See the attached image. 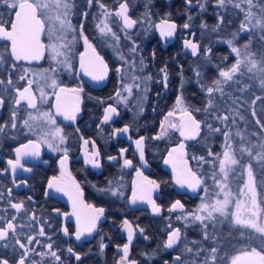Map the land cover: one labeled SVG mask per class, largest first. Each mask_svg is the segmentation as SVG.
Here are the masks:
<instances>
[{
  "label": "flooded vegetation",
  "instance_id": "flooded-vegetation-1",
  "mask_svg": "<svg viewBox=\"0 0 264 264\" xmlns=\"http://www.w3.org/2000/svg\"><path fill=\"white\" fill-rule=\"evenodd\" d=\"M122 2L124 0H99V3L104 4L109 13H113L111 16L119 10V5ZM128 2L130 5L128 15L132 19L143 21L144 14L147 12L150 15V22L137 23L132 29H124L122 19L118 20V17L114 15L116 19H114L113 28L118 34L119 41L117 46L113 47L109 41L102 39L103 37L99 35L96 29L97 18L105 12V9L98 7L99 3L96 0H94L91 8L87 6L86 0L73 1L75 7L72 10V21L77 30L76 32L80 31L78 30L79 25L83 23V35L88 38L89 43L103 57L108 66L107 75L103 81L94 82L91 79L90 82V77L84 75V72L80 69V55L83 53L85 57L86 51L83 37L77 47H72L74 46L73 43L66 47V51L63 52L64 55L61 58L53 59L49 49H46L43 59L23 65L31 69L27 74L29 79H32V71L42 74L45 70H48L44 74L46 76L52 75L60 87H79L83 89L79 94L80 112L77 114L76 121L72 122L65 120L63 116L55 115V93L59 89L47 87L43 74L39 78V83L32 79L35 82L31 90L36 97L37 108H27L26 102L22 101L18 109V124L28 118V113H32L34 117H37L38 115L35 113L40 108L45 109V111L52 114L56 121L50 130V134L44 136L38 129L41 121H37L33 122L32 126L34 127L31 130L18 128L12 134L14 138L0 136V173H3L0 174V193H3V197H0V209L8 208L10 198L7 189L11 188V199L14 202L24 201L26 208L29 210V215L34 213L36 217V220L33 221L28 219L23 211L17 214V224L32 225V227H17V233L21 240L23 241L25 236L35 235L41 227L44 228L46 233L45 236L37 235V239L41 243H34L31 246L35 251L29 253V262L36 260L42 261L43 264H50V257L45 256L42 258L36 253L47 252V248L41 245L52 243L54 249L58 250V255L61 256V264H117L122 255L117 246L122 247L125 243H128V229L123 224L124 220L129 222L133 233L129 259L136 261L137 264H165V261L168 264H176L174 257L176 255L187 257V254L183 252L184 244L193 240L200 242L197 245L190 244L193 248L201 245L210 247V241L203 239L204 230L200 225L190 223L186 225L181 219H176L177 216L183 218L184 215L191 214L196 210L200 200L199 191L192 194L188 190H184L186 186L180 187L176 183L177 177L173 174L172 165H166L164 160L169 159L168 152L171 148L177 147L183 141L185 143L184 151L192 169L198 173L208 189L213 190L214 180H211V176L214 171L208 169L211 168V163L217 160L214 159L217 158V155L209 156L208 153L204 154L203 152H213V148L209 147L212 145V138L216 133L210 132L202 123L200 134L196 140H184L176 129H171L166 136L159 140L153 139V137L160 134L161 123L164 122L168 112L178 109L179 105L176 104L178 96L183 97V104L180 106L187 107L190 111L201 108L197 100L198 93H204L206 95L205 101H207L206 89L214 86L215 71L217 70L219 74L221 70L231 67L227 58L212 60V58L205 57L203 54L204 49L213 46L204 43L203 38L200 36V34L206 33L207 36L212 37L211 35L214 32L212 29L215 25L211 26L207 23L219 12L225 17L226 28L228 27L230 30L236 28L237 31L243 19V13H239L238 10L232 8L227 11L218 9L214 7L215 0H208L205 11H200L198 4L189 8L185 4V0H128ZM84 11L89 13L87 19H84L81 15ZM189 16L192 17L191 20H189ZM231 18H235L237 22L232 21ZM162 21L176 25L173 36L161 38L159 30L154 25ZM233 22L237 24V27L232 25ZM185 23L190 25L188 29L183 28ZM202 23L207 25L206 29L200 27ZM223 26L224 24L221 25V27ZM41 40L45 45H48L46 34L42 35ZM185 40L198 43L201 49L200 54L193 56L190 49H185ZM133 42L138 45L134 57L129 51ZM5 43L0 41V54L4 52ZM220 45L225 46L227 43L222 42ZM153 52H155V59L152 58ZM118 53L123 54L129 62L133 58L135 59V72L130 70L131 73L125 76L122 75V72L118 73L116 71L118 67L124 69L129 66L119 61ZM142 54L147 55L143 57L148 65L144 72L139 71V56H143ZM210 55H212V51ZM64 60L72 65L71 71L66 70L64 65L58 63V61ZM216 61L220 63L217 67L214 65ZM165 65H167L169 76L167 89L163 87L162 83L156 82L162 79L159 70ZM53 68L56 69L55 72L51 71ZM182 69L190 72L189 78L184 77L181 73ZM197 71L200 72L199 77L196 76ZM145 74H150L153 77L152 81L147 82L149 88L146 94L147 100L140 101L139 97L144 93L134 88L132 94L127 97V104L119 102V97L115 96L116 91L118 89L122 90V86L126 83H134L135 81L136 84L141 85L142 89L144 82L134 80L133 76L143 77ZM16 75V73L13 74L14 78ZM4 76L3 67L0 66V78H4ZM121 76H123V80H121ZM174 77L177 81L173 80ZM241 79L245 81L246 78L242 75ZM20 85L26 86L25 81H19L18 86ZM181 85L183 86L181 87ZM41 87L44 88V91L46 87L47 93H49L46 104L41 102L38 94ZM231 92L235 93L233 89ZM153 93H176V95L173 104L169 107V102L165 100L162 101V105L152 106L148 101V97H152ZM224 93H229L228 87ZM0 95H3L5 99V104L0 107V124H2L10 120V113L13 109L11 100L15 97V92H12L11 95L0 92ZM64 102L65 100L62 103ZM66 102L71 106L75 102L73 96L68 95ZM144 102L145 105L141 114L138 104L141 105ZM109 105L116 107L119 115H114L109 123L101 124L104 109ZM209 111L213 110L210 109ZM162 113L164 115L161 122L160 114L162 115ZM199 113L193 111V115L197 120L206 121V123L216 126V123L212 121L214 117L208 116L205 112L200 117ZM181 118L182 113L175 116V119L179 122ZM125 125L130 126L128 134H113V129L122 128ZM57 128L60 129L62 136L65 138L63 144H59L60 137L55 136L57 135ZM129 136L131 139L128 138ZM140 137L145 138L143 147L147 166L140 162L139 153L133 142ZM85 140L89 141L87 145L84 143ZM29 141L38 145L40 155L39 157H23L21 163L24 167L30 168L31 171L18 168L13 175L7 161L15 159V148L27 144ZM93 142L95 148H93ZM49 143L53 144L54 147L58 145L59 150L50 149L48 147ZM64 149L68 150V160L65 166V174L62 176L59 161L64 155ZM121 149H127L123 158L133 161L132 168L123 167V158H120ZM28 150L32 151L33 149L30 147ZM97 150L100 153L98 159L101 162V168L99 169L85 163V160L91 159L93 152ZM109 156H117L118 159L110 161ZM194 156L197 158L203 156L205 160L193 159ZM173 158L177 163L179 153H174ZM199 162H205V165H199ZM137 168L143 173V176H146L149 180H155L159 184V188H152L151 185H147V190L151 189L152 191V199L161 208L159 215H154L151 206L147 203L137 202L135 205L129 203L132 196L133 182L136 184L138 195H140L139 186L147 183L142 177L136 175ZM212 168L215 170L214 166ZM53 177H58L57 183L66 185L73 194L75 193V187L72 182L75 181L83 192L82 200L85 205L91 204L93 207H103L105 209L103 217L97 223L96 230L90 236L85 235L80 241L75 239L76 218L71 215L73 212L72 201L69 200L67 195L47 188L48 181ZM109 181H112L114 186H119L120 191L123 193L121 197H112L97 191L98 188L108 187ZM17 184H19V187L16 186ZM46 191L50 193L47 197L45 196ZM29 196L32 197L31 201L27 199ZM177 200L186 207V210L170 213L168 209ZM8 210L9 213L15 212L14 209L8 208ZM80 210L83 213L91 212L87 208ZM0 215H4V213L0 212ZM169 224L172 225V228L181 230V242L173 249L163 247L168 232L172 230L168 227ZM65 228L69 232L68 236L64 235L63 229ZM141 229H143V233H141ZM145 235L148 239H144ZM218 236L220 237L221 234ZM48 237H51V239H48ZM101 243L106 245L103 251L100 250ZM236 245L238 248L242 246V244ZM69 247L81 255L80 261H76L75 257L68 253L67 249ZM16 248L17 252L15 253L11 247L8 249L0 248V256H6L11 264H15L19 251H21L18 246Z\"/></svg>",
  "mask_w": 264,
  "mask_h": 264
},
{
  "label": "snow or ice",
  "instance_id": "snow-or-ice-1",
  "mask_svg": "<svg viewBox=\"0 0 264 264\" xmlns=\"http://www.w3.org/2000/svg\"><path fill=\"white\" fill-rule=\"evenodd\" d=\"M99 3V0H96ZM94 0H86V4L89 8L93 5ZM208 3V0H185V4L191 8L196 4L199 6L200 11H205V5ZM75 7L73 0H0V41L6 42L4 44V52L0 54V66L3 67L5 73L4 78H0V92L11 95L12 92H15V97L11 100L13 109L10 113V120L0 124V136L5 138H14L13 133H15L18 128H27L32 129L30 120L36 119L32 113H28V119H24L22 123L18 124V109L22 101L26 102L27 108L36 109V97L33 93L32 86L34 80L28 78V73L31 69L24 67L23 65L31 64L33 61H39L44 58V52L46 49H51L52 58L64 55L59 49H63L65 45L63 43L57 44L52 43L45 45L41 37L42 35L47 34L49 38L52 39V30L55 29L56 40H63L64 34L66 31H76L75 27L71 24L69 16L72 14V10ZM101 9H105L103 13L105 16L112 15L109 13L105 5L99 3ZM129 2L124 0L120 3L119 10L114 13L116 17L122 19L124 29H132L137 23L150 22V15L146 12L144 14V20L140 21L137 19H132L128 15L129 11ZM214 7L218 9H223L227 11L229 8L236 9L239 13H243V19L239 24V29L236 32L232 33V39H227L222 42L227 43L230 47L232 53L237 57L235 63L231 68L227 70H221L219 76L223 80H215L213 82L214 86H210L206 89L208 99L203 108H196L194 110H189L187 107L181 108L182 118L180 119L179 124L175 122L168 121V117L174 115V111H169L165 117L164 122L161 123V132L159 135L153 137V139H161L162 137L168 134V129H176L180 132L181 137L184 140H196L200 134L202 123L208 128L210 132L221 133L225 137V150L223 152L222 158L219 159V172L222 174L221 177H218L216 173H213L212 179L216 182L217 187L220 189V192L223 193V199H217L215 203H204L201 205L200 211H206V215H194L193 219L195 221H200L203 225V239L210 241V247L200 246L193 248L191 245H197L199 241H191L190 243H185L183 247V252L187 254L186 256L176 255L174 260L176 264H264V208H261L260 204L257 201V184L259 187L264 188V120L260 118L255 119V124L259 126V132L253 131L251 133L252 137H255V140L249 139L247 136L237 131L236 135L240 140L247 141V143H241L238 148L233 149L231 141V133L228 131V121L231 119L232 124H236L234 118L229 117L226 114H222L216 110L215 97L213 93H221V96L224 94L223 84L227 82L239 83V76L249 74V79L253 81V84H246L244 88L240 91H247L251 87L258 86L259 89L264 92V0H215ZM56 10L55 16H50L48 13L51 9ZM147 8V5H146ZM84 19H87L89 13L84 11L81 13ZM189 20L192 19L191 16L188 17ZM50 21H55V24H50ZM225 23L224 15L217 12V24L213 26V31H217L221 25ZM189 24L185 23L183 28L188 29ZM99 29V32L102 36L107 35L112 32V29L107 23L101 21L96 25ZM154 27L159 30L161 38L171 37L176 29L174 23H168L167 21H162L161 23L155 24ZM202 29H206L207 25L201 24ZM80 36L83 37L84 43L88 49L92 51V57L89 59L88 63L85 64V57L82 53L80 55V69L84 72V75L90 76L94 82L103 81L107 75L108 66L104 62L103 57L97 53L96 49L89 43L88 38L83 35L84 24L79 25ZM242 32L249 33L245 44L243 45V53L241 48L237 47L234 44V40L238 39ZM194 35V34H193ZM115 38V34L113 33ZM255 41L256 47L253 50V42ZM184 48L190 49L193 56L200 54L201 49L198 43L191 40L184 41ZM138 45L133 42L132 47L129 51L133 54V57L137 53ZM205 56L211 54V48H206L203 50ZM118 58L123 61L124 64L129 65V69L133 72L136 71V61L133 58L131 62L119 54ZM152 58L155 59V52L152 53ZM58 63L65 66L66 70L71 71L72 65L67 61H58ZM139 71L144 72L148 67L145 60L141 57L139 60ZM22 69V70H21ZM48 70H45V73ZM51 71L55 72L56 69L53 68ZM118 73L123 71L122 67L116 69ZM162 74V79L157 80V83H162L163 87L167 89L168 87V73L167 65L162 67L160 70ZM16 73L17 75L13 76ZM196 76H200V72H196ZM46 81V86L53 89H59L55 93L56 98V112L55 115L63 116L65 120L75 122L77 114L80 112V93L83 91L79 87H60L55 78L44 76ZM134 80H142L144 86L141 89L140 84H136L135 87L138 90H141L144 95L139 97L141 101L147 100V92L149 88L147 86L148 81H152L153 77L150 74H145L143 77L133 76ZM50 80V83L48 82ZM123 80V76H121ZM19 81H25V85H20ZM183 85H181L182 87ZM123 90L127 91L129 95L132 94V85H123ZM41 98H43L46 93L44 88L39 89ZM62 93H71L73 94V100L75 101L71 106L68 105L67 97H65V102H61ZM159 95V93H157ZM116 97L122 96V91L117 90L115 93ZM254 99L251 103L254 105L257 100L264 99V96L256 95L253 93ZM239 97H236L232 100V103L239 107L238 101ZM125 104H127V97L124 98ZM5 104V99L3 95H0V107ZM177 105L183 104V97L178 96L176 99ZM212 109L213 111H209ZM140 113L143 112V106L141 104ZM195 112H205L208 116L214 117L217 121L224 125V128L216 127L211 123H206V121H199L193 115ZM45 118V122H50L55 124L56 121L52 117V114L49 112H44L41 114ZM114 115H119V112L116 107L109 105L104 109L103 119L101 124H107L112 121ZM237 115H240L237 113ZM252 116L257 117L255 110L252 111ZM186 118V119H184ZM240 119L243 120L244 117L240 115ZM167 123V127H165ZM7 130V131H6ZM79 131V129H77ZM130 131V126L125 125L122 128L113 129L114 135L119 134H128ZM60 129H56V134L59 135ZM131 139V137H128ZM144 137L134 140L133 142L136 145L137 151L139 153L140 162L147 166L145 161V152H144ZM65 143V138L60 136L59 144ZM84 143L87 145L88 140H85ZM32 148V151H29V148ZM48 147L52 150H59V146L55 147L53 144L49 143ZM93 148L95 144L93 142ZM185 143L182 141L177 147L171 148L168 152L169 159H165L164 163L166 165L171 164L174 176H176V183L180 187L187 186L193 192L202 184V178L199 177L191 169L187 168V160L184 159L186 156ZM64 155L60 159L59 163L61 165V175L65 174V166L68 160V150L64 149ZM127 152V149L120 150V158L124 157V153ZM174 153H179L180 163L183 165L184 169L187 171L188 176L191 179L184 178L183 171H177V164L173 158ZM15 159H9L7 164L11 169V173L14 175L18 168H22L24 171H31L30 168L24 167L21 163L23 157L32 156L39 157L40 153L38 151V145L32 141H29L27 144H23L20 147L15 148ZM209 156L214 154L209 151ZM100 156L99 151H94L91 159H86L85 163L90 164L93 168H101V162L98 159ZM245 157L248 159L245 160ZM110 161H116L117 156H109ZM193 159L205 160L203 156L193 157ZM207 162V161H205ZM236 166V167H234ZM123 167L132 168L133 161L131 159L123 158ZM239 169H243L247 173V181L244 184V187L248 189V192L251 194L250 200L247 203L236 200L234 204V211H230V206L232 205V200L230 197L232 193L229 189V174L234 173ZM3 174V173H0ZM70 175V173H69ZM136 175L142 177L148 185H151L153 188H159V184L155 180H149L146 176H143V173L137 168ZM259 177V181L257 180ZM59 180L58 177H53L48 181L47 188L51 189L57 193H63L69 197V200L72 201L73 212L71 215L76 218V231L75 239L80 241L81 238L85 235H91L97 227L98 221L103 217L105 209L103 207H93L91 204L85 205L82 200L83 192L80 189L79 184H76L73 181L75 187V193L70 192L69 188L66 185L57 183ZM15 183V181H14ZM23 183V182H22ZM19 187V184L16 185ZM98 192L110 195L112 197H121L123 193L120 191L119 186H114L112 181H109L108 187L98 188ZM140 192L142 194H137V187L135 182H133L132 196L129 200V203L132 205L137 204L138 201L141 203H147L152 208V213L154 215H159L161 208L156 205L155 201L151 197V189L147 190V195L143 194L145 189L141 188ZM8 197V208L14 209V213H9L8 208L0 209V212H3L4 215H0V248L8 249L12 248V251L17 252L16 246H18L19 255L15 261V264H43L42 261H28V256L30 252H34L35 249L31 247L34 243L40 244L41 242L37 239L38 236H45V230L41 227L35 235L25 236L23 241L21 240L19 234L17 233V227H32L31 224H17V214L22 211L25 213V216L28 219L35 221V214L32 213L29 215V210L26 208L24 201L14 202L12 197V189H7ZM48 191L45 192V196H49ZM0 197H3V193H0ZM29 201L32 200V197H27ZM87 208L90 209V213H83L80 209ZM177 209H183V205L179 200L172 203L168 211L171 213ZM10 216V218H9ZM176 219H181L180 216H177ZM212 221V227L215 228L217 223L223 224L225 221L229 224V239L228 244L231 245L235 251L234 253H229L223 250L222 238L219 236L210 235L207 231L208 224H204V221ZM124 226L128 229V243H125L122 247L117 246L119 252L122 253L117 264H137L136 261L130 260V245L133 239V233L131 231V225L127 220L123 222ZM168 227L172 229L167 234V239L163 244L165 249H173L181 242V230L179 228H172V225L169 224ZM143 233V229L140 230ZM64 235L68 236L69 232L67 228L63 229ZM233 237H235L236 244H241L242 246L236 248V245L233 243ZM51 239V237H48ZM144 239H148L145 235ZM257 240L259 242V248L252 246L250 243L251 240ZM42 247L47 248V252H39L36 255L40 257L48 256L50 257V264H61V256L58 255V250L54 249L52 243L46 245H41ZM106 247L103 243L100 244V250ZM68 253L75 257L76 261L81 260V255L74 252L71 247L67 249ZM203 254V255H202ZM0 264H11L10 260L6 256H0ZM165 264H168L165 261Z\"/></svg>",
  "mask_w": 264,
  "mask_h": 264
},
{
  "label": "rangeland",
  "instance_id": "rangeland-1",
  "mask_svg": "<svg viewBox=\"0 0 264 264\" xmlns=\"http://www.w3.org/2000/svg\"><path fill=\"white\" fill-rule=\"evenodd\" d=\"M48 14L50 16H55L57 13H56V10L53 8V9H51L49 11ZM114 19H116V18H114V15L113 16H111V15L105 16L103 13H101V16L99 18H97V24L100 23L101 21H103L104 23H107L109 25V27L112 29V32L108 33L107 35L102 36L100 34V32H99V29L96 27L99 35H101L103 37L102 39L105 40V41H109L113 45V47L115 45L117 46V43L119 41L118 37H117L118 34L115 32V30L113 28ZM119 19L120 18L118 17V20ZM69 20L71 21V24L73 25L72 14L69 16ZM49 23L50 24H55V21H50ZM76 31H66L65 34H64L63 40H56L55 39L56 32H55V29L53 28V30H52L53 38L52 39L49 38V35L46 32L48 45L52 44V43H57V44L63 43L65 45V47L63 49H59L62 52L66 51V47H68L72 43L74 45L72 47L75 48V47H77L79 41H81V38H82L80 36V31H78V32H76ZM113 33L115 34V38L113 37ZM243 36H245L244 32H242L240 34L239 38L243 37ZM238 39L234 40V44L237 47H240L241 48V52L243 53V51H244L243 45L241 46V45L237 44V42H235ZM253 44H255V41L253 42ZM49 52H50V55L52 56L51 49H49ZM119 54L120 53H118V56H119ZM234 57H235V61H236L237 57H236L235 54H234ZM56 58H61V56L56 57ZM119 61L121 63H123V61H121V60H119ZM128 67L129 66H126L123 69L122 75L127 76L128 74L131 73V71H130V69H128ZM227 69H229V68H227ZM227 69H225V70H227ZM44 73L45 72H43L42 74L45 76ZM31 74H32V79H35V81H38V83H39V78L42 77V74L39 73V72H35V71H32ZM244 76L246 78L245 81H243V79H241V76H239V81H240L239 83H236L235 82V78H234L233 82H227V83L222 85V87L224 88V91L227 89V87L229 88V93H224L223 96H221V93H216L215 94V95L218 96V98L215 99V104H221V102L224 103V104H222L220 106L219 112L222 113V114H225V112L223 113V111L229 110L228 113L231 116V118H234L236 120V124L235 125H233L232 122H231V125H230V123L228 124V131L231 133V141L230 142L233 145V149L238 148L241 143H245V144L247 143V141H243L242 142L240 140V138L236 135L237 131L241 132L242 134H244L245 136H247L249 139H251L253 141L255 140V137H252L251 133L253 131L259 132V126H257L255 124V122L253 124L250 123V119H249L247 110H245L244 112L241 113V111H238V109L236 107H232L231 99L234 98V95L242 96L243 98L246 99V100L243 99L245 101L242 102V106H244V107L245 106L246 107H254L255 106V108L253 109L257 113V117H255V118H260L259 115H262V118H260V119L263 120V117H264V99L257 100L254 105L251 103V101L254 99L253 93H255L256 95L264 96V92H262L259 89L258 86H256V88L255 87H251L247 91H240V89L244 88V86L246 84H253V81L249 79V74H245ZM47 77L54 78L52 75H48ZM219 80H223V78L220 77ZM48 82H50V80ZM134 84L136 85V81L134 83L133 82H129L128 84L126 83L125 85H132L133 86L132 90H133L134 88H136V87H134ZM232 89L234 90V92L237 91V93H232L231 92ZM121 91H122V96L119 97V102L125 103L124 102V98L128 97L129 93L127 91H124L123 88H122ZM45 93H46V95L43 98H41L40 93H38L40 95L41 102L44 103V104H46V102H47V100L49 98V93H47L46 87H45ZM144 105H145V102L142 103V106H144ZM259 105H262V109L261 110L259 109V111H257ZM140 106L141 105L138 104V107H140ZM181 108H183V107L179 105L178 109L176 111H174V115L172 117H168V121L175 122V123L179 124V120L175 119V116L176 115H180L182 113L181 112ZM216 110L218 111V109H216ZM39 111L42 112V113L47 112V111H45V109H41L40 108L35 113L38 116L36 117V119L30 120V124L32 125L33 122L41 121L39 123L38 129L40 130V132L43 133L44 136H48L50 134V130L53 127L54 124H52L50 122H44L45 118L42 117V115H41L42 113H40ZM228 113L226 112V115H228ZM237 113L242 115L244 117V119L241 120L240 119V115H237ZM217 123H220V122L217 121ZM32 127H34V126H32ZM165 127H167V123H165ZM220 128L223 129L224 125L221 124ZM170 130H171V128L168 129V131H170ZM55 136L56 137H60V136H62V134L60 132V135H55ZM224 150H225V137L223 136L222 146H221L219 152L216 153V155H217L216 157L217 158H214V159H217V160L212 162L211 163V168L208 169L210 171H214L213 173H216L218 177L222 176V174L219 172V159L222 158ZM184 159L187 160V157L185 156ZM247 159L248 158L245 157V160H247ZM176 164H177L178 173L183 171L184 178L191 179V177L188 176V173L184 169L183 165L180 163L179 158H178V162ZM199 165H205V162H199ZM213 166L215 167V170H213V168H212ZM193 167H194V165H193ZM234 167H236V166H234ZM187 168L191 169L193 172H195L198 175V173L194 169H192L189 160H187ZM208 170H206V171H208ZM229 176H230V178H229V181H228V184H229V189L228 190H230L231 193H232V196L230 197V199L232 200V205L230 206V211H234V204H235L236 200L238 199L241 202L247 203L250 200L251 194L248 192V189L244 187V184L247 181V173L244 172L243 169H239L237 167V170L234 173H230ZM211 180H212V176H211ZM257 180L259 181V177H257ZM185 189L188 190L192 194H196L199 191L198 195L200 196V198H199L200 200H199V204H198L196 210L193 213H191V214L184 215V217L181 218V220L186 225H188V223L193 224V225H200L201 228L204 230L203 225L201 224V222L200 221H195L193 219L194 215H206V211H200L201 205L204 204V203H215V201L217 199H223V193L220 192V189L217 187L215 181H214V189L213 190L212 189L209 190L207 185L204 182H202V184L197 188V190L195 192H193L187 186H186V188H184V190ZM257 201L260 204L261 208H264V188L259 187V183L257 184ZM262 215H264V212H262ZM204 224H208L207 231L209 233H212L211 235L218 236L220 234V232L224 233L223 235L220 236L222 238V242H223V250L227 251L229 253H234L235 249L231 245L228 244L229 227L230 226H229L227 221H225L223 224L217 223L215 228L212 227V221L205 220ZM232 239H233V243L236 245L235 237H233ZM250 243L252 244V246H255V247L259 248V242L257 240L253 239V240L250 241ZM236 248H238L237 245H236Z\"/></svg>",
  "mask_w": 264,
  "mask_h": 264
},
{
  "label": "trees",
  "instance_id": "trees-1",
  "mask_svg": "<svg viewBox=\"0 0 264 264\" xmlns=\"http://www.w3.org/2000/svg\"><path fill=\"white\" fill-rule=\"evenodd\" d=\"M233 20L235 22H237L235 20V18H233L232 21ZM235 22H233L232 25H234L235 27H237V24ZM216 24H217V16H215L210 22L207 23V25H211V26L212 25H216ZM225 25H226V23H224V26L223 27L220 26V28L217 31L213 32V35H211L212 37L207 36L206 33L200 34V36L203 38L202 41L204 43H209V44H212L213 45L211 47L212 55L205 56V57L212 58V60H218L220 58H227V61H228L229 65L232 66L234 64V62H235L234 54L232 53V51H231V49H230V47L228 45L222 46V45H220V43H222V41H224V40L232 39V33L233 32H236V28L235 29L232 28L230 30L228 27L226 28ZM244 33H245V36L240 37L237 41H235V42H237V44H239L241 46L245 44V42L247 40V37L249 35V33H247V32H244ZM255 47H256V44H253V50H255ZM142 55L143 56H139V60L141 59V57L143 58L144 56H147V55H144V54H142ZM181 57H182V55H181ZM195 61L198 62L197 60H195ZM219 64L220 63H218L217 61L214 63V65L216 67ZM181 73L184 75V77L186 76V77L189 78V73H190L189 71H185L184 69H182ZM218 77H219V74H218V71L216 70L215 73H214V81L217 80ZM173 80L174 81L175 80L177 81L176 77H174ZM235 93H237V91ZM215 94L216 93H214L213 96L215 97V99H217L218 96L215 95ZM175 95H176V93H159V95H157V93H153V96L152 97H150V96L148 97V101H150V105L155 106V105H162V101L165 100L166 102L167 101L169 102V105H168V107H169V106H171L173 104V102L175 100ZM205 96L206 95L204 93H200V92L198 93V99L197 100H198L199 106L201 108H203L204 105H205V103H206ZM236 97H239L240 98V100L238 101L239 107H237L236 105H234L232 103V100L234 98H236ZM234 98L231 99V103H232L231 105H232V107H236L238 109V111H241V113L244 112L245 110H247L248 116H249V119H250V123L253 124L255 122V119L256 118L252 116V110L255 108V106L254 107H246V106L244 107V106H242V102L246 100L245 98H243L242 96H237V95H234ZM243 99H245V100H243ZM222 104H224V103L221 102V104H216V109H218V111L220 110V106ZM259 109L260 110L262 109V105H259L258 106L257 111H259ZM228 111L229 110L223 111V113L225 112V114H226V112L228 113ZM202 113H203V111H201L199 113L200 117L202 116ZM163 115H164L163 113H162V115L160 114V121L161 122L163 120ZM228 115H229V113H228ZM229 117H231V116L229 115ZM259 117L262 118V115H259ZM203 119L204 118L202 117V120ZM215 120H216L215 118L212 119V121H215ZM263 120H264V117H263ZM231 122L232 121L230 119V121H228V124L230 123V125H231ZM215 123H216V126L217 127H220L221 126V123H217V120L215 121ZM212 141H213V142H211L212 145L209 148H211V149L213 148V152L212 153L213 154H216V153L219 152V150H220V148L222 146L223 135L221 133H216L215 136L212 138ZM203 153L205 154V153H208V152H205L204 151ZM220 234L223 235L224 233H221L220 232Z\"/></svg>",
  "mask_w": 264,
  "mask_h": 264
},
{
  "label": "water",
  "instance_id": "water-1",
  "mask_svg": "<svg viewBox=\"0 0 264 264\" xmlns=\"http://www.w3.org/2000/svg\"><path fill=\"white\" fill-rule=\"evenodd\" d=\"M92 51H91V49H88L87 48V46H86V51H85V63L87 64L88 63V61H89V59L92 57ZM90 77V76H89ZM89 81L91 82V77L89 78ZM68 95H70V96H73V94H70V93H62L61 94V102H63L64 100H65V97H67ZM68 100H69V98H68ZM55 105H56V99H55V102H54V110H55V112H56V108H55ZM148 184L147 183H143V184H141L140 186H139V191H140V189L141 188H143V189H145V192L143 193V194H145V195H147V186ZM152 187V186H151ZM153 188V187H152ZM152 192V191H151ZM140 194H142L141 192H140ZM139 203H140V201H138ZM186 210V207L185 206H183V209L181 210V209H177V210H175V211H173V212H184Z\"/></svg>",
  "mask_w": 264,
  "mask_h": 264
}]
</instances>
